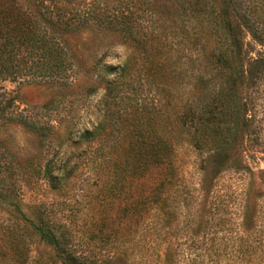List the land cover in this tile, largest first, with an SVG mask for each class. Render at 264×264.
Segmentation results:
<instances>
[{"label":"rangeland","instance_id":"1","mask_svg":"<svg viewBox=\"0 0 264 264\" xmlns=\"http://www.w3.org/2000/svg\"><path fill=\"white\" fill-rule=\"evenodd\" d=\"M203 1L205 10L210 6L222 13L223 0ZM45 2L63 15L58 25H42L55 39L65 71L51 73L37 67L43 59H28L20 63L24 75H0V264H59L17 206L25 218H33L37 204L49 208L56 220L70 222L74 235L87 241L80 242L82 248L104 243L97 221L105 215L111 221L117 207L124 206L131 138L172 144L185 174L186 201L176 203L167 237L150 252L142 241L131 244L122 236L118 246L125 247V258L159 264L168 240L172 250L184 247L194 213L202 207L197 190L201 168L206 180L214 182L224 202L220 216L233 231L248 189L257 211L264 213V72L246 92L238 85L227 89L231 100L223 105L228 114L221 116L216 130L188 117L192 110L212 105L218 87L228 79L227 70L214 69L209 62L208 52L219 41L211 28L204 35L193 0ZM244 43L246 68L250 56L264 55V42L255 44L246 34ZM114 48L126 57L124 73V65L105 63L109 57L118 59ZM249 94L247 113L254 116L255 134L241 136L235 119ZM90 97H98L96 103L90 104Z\"/></svg>","mask_w":264,"mask_h":264},{"label":"trees","instance_id":"2","mask_svg":"<svg viewBox=\"0 0 264 264\" xmlns=\"http://www.w3.org/2000/svg\"><path fill=\"white\" fill-rule=\"evenodd\" d=\"M45 1L0 0L2 78L24 75L20 63L28 59H35V62L43 59L37 67L51 73L65 71L59 50L54 47L55 39L46 34L42 25H58L63 15L57 8L53 11L54 6L51 7ZM205 5L203 0H193L191 3L197 22L200 24L202 21L204 24H200L204 26V35L211 28L215 39L219 41L208 52L209 62L214 69L227 70L228 79L218 87L212 105L208 104L203 111L192 110L188 117L200 126L213 124L216 130L222 124L221 116L227 117L228 114L223 105L225 101L231 100L227 89L233 91L238 85L240 90L246 92L255 86L264 72V55L261 52H256L246 60V68L241 55L246 34L255 44L262 45L264 42V0H223L220 15L210 6L205 10ZM52 16H55L54 19ZM128 30L126 28L125 32L130 34ZM233 61L238 65L237 69ZM125 70L126 64L121 73ZM251 105L249 94L241 100L240 110L238 107L235 125H239L241 136L255 134L254 116L247 113ZM191 127L188 125V128ZM128 150L131 165L124 206L117 207L116 218L111 221L106 220L109 215L97 221L99 237L105 240L104 243L89 246L88 242L89 248H82L79 245L84 238H77L72 224L56 220L49 208L37 204L32 210L33 218H25L24 212L17 206L18 213L29 222L39 240L52 248L59 264H140L123 256L122 251L126 249L118 246L122 236L127 237V242L131 244L135 240L142 241L148 252L167 237L171 215L179 208L176 203L186 201L182 194L186 186L185 174L174 156L173 146L164 139L153 141L131 138ZM201 170L203 174L197 190L202 197V207L198 211L204 215L199 217V212L194 213L185 235L184 247L175 251L172 250V242H166L159 264H264V213L260 215V211H257L250 189L245 193L240 220L233 231L220 216L224 202L218 199V191L213 188L214 182L212 179L206 180L203 168ZM44 176L52 179L50 171H45ZM108 221L112 222L110 228L107 227ZM121 226L124 235L120 232ZM104 229L109 232H103ZM108 243L113 246L110 249L103 248ZM95 244L100 245L99 248H95Z\"/></svg>","mask_w":264,"mask_h":264},{"label":"clouds","instance_id":"3","mask_svg":"<svg viewBox=\"0 0 264 264\" xmlns=\"http://www.w3.org/2000/svg\"><path fill=\"white\" fill-rule=\"evenodd\" d=\"M112 52L114 53L115 57H118V59L109 57V58H106L105 63L124 65L126 57H125V55L123 53V50L119 49V48H114V49H112ZM97 99H98V97H90L89 98V103L90 104L91 103H96Z\"/></svg>","mask_w":264,"mask_h":264}]
</instances>
